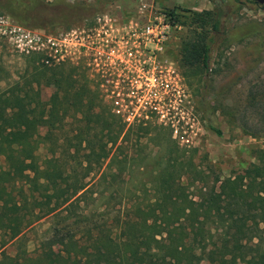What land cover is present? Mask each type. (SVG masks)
Masks as SVG:
<instances>
[{
	"label": "trees",
	"instance_id": "trees-1",
	"mask_svg": "<svg viewBox=\"0 0 264 264\" xmlns=\"http://www.w3.org/2000/svg\"><path fill=\"white\" fill-rule=\"evenodd\" d=\"M0 10L27 28L61 26L66 31L85 21L91 25L101 13L87 3L67 0H0ZM188 14L175 10L168 14L181 27L188 22L189 32L178 43L177 58L183 70L206 80L211 55L225 34V13L216 8ZM32 62L31 71L0 89V156L4 157V167L0 166V264H109L117 260L121 264H264V157L251 163L242 177H217L210 187L195 157H186V151L162 170L181 167L179 172L162 176L172 185L162 190L144 184L139 188V205H132L116 226L108 227L104 221L78 234L69 231L64 235L65 255L54 250L50 239L41 241L33 255L21 250L26 230L45 217L60 218L63 223L59 225L72 219L79 224L90 220L76 212L79 203L97 189L99 196L108 192L109 171L126 161H120L119 154L111 155L116 147L123 149L125 143L117 144L126 126L109 107L101 105L89 79L76 67ZM43 80L56 84V92L61 93L49 110L40 91ZM72 108L83 115L85 127L62 151L55 133ZM43 128L51 133L40 138ZM133 129H128L124 142L131 143ZM94 130L100 138L92 136ZM211 130L222 134L212 125ZM136 133L134 141L139 143L143 129ZM42 143L51 144L50 157L38 154ZM133 160L137 165L143 161ZM185 179L192 183L184 184ZM9 243L19 246L15 255L7 253Z\"/></svg>",
	"mask_w": 264,
	"mask_h": 264
},
{
	"label": "rangeland",
	"instance_id": "rangeland-1",
	"mask_svg": "<svg viewBox=\"0 0 264 264\" xmlns=\"http://www.w3.org/2000/svg\"><path fill=\"white\" fill-rule=\"evenodd\" d=\"M67 2L87 3L101 13L93 19L91 25L88 26L87 21L81 25L83 24L81 22L69 31L61 26L47 27L45 30L27 28L1 10L0 18L7 23L55 39L78 28L88 29L95 26L96 19L106 13L121 17L125 14L139 16L140 19V8L146 2L148 5L153 3L156 8L164 10L167 14L170 10H175L193 16L221 8L225 13L223 25L225 34L211 55L210 69L206 73V80H203V77L198 78L191 71L187 73L183 70L177 58L178 43L189 32L188 22H185L186 25L175 33L165 51V59L174 62L180 93L175 94L166 103H162L159 111L145 109L149 97L140 90L141 94L134 93L127 97L122 95L121 98L110 92L99 94L102 99L101 105L109 107L126 126L117 144L125 143L123 149L117 151L116 147L111 152V155L119 154L120 161H126L123 164H115L109 171L106 185L108 192L99 196L100 191L97 189V193L88 195L79 203L76 212L88 216L90 220L79 224L72 219L62 226L59 225L63 223L61 220L58 221L60 218L55 220L49 216L37 222L34 228L26 230V240L20 248L26 249L32 255L40 247L41 241L46 239H50L58 254L65 255L67 246L64 235L69 231L78 234L88 225L104 221L107 222L108 227L116 226L117 219H124L132 205H139V188L144 184L149 187L158 186L162 190L172 185L170 182L169 185L166 184V178L162 176L173 171L179 172L181 167L176 166L168 172L162 170L183 151H186V157H195L194 163L200 167L210 187L217 177L221 179L242 177L251 163H259L258 157L259 159L264 157V9L261 4L252 0H118L109 4L98 0H67ZM142 20L144 18L141 22ZM33 59L40 64L44 60V54L24 53L16 48L10 36L0 34V89L17 81L18 77L27 70L31 71ZM44 64L47 65L45 62ZM81 64L79 67L76 62L69 59L61 64L53 63L47 66L76 67L77 71L82 72L87 79L91 78L89 70L83 68L87 67L86 64L84 62ZM78 75L75 78H78ZM90 86L98 91L94 85L90 84ZM140 87L142 86L139 83ZM56 90L57 86L53 82L42 81L40 91L42 100L47 104V110L50 109L52 102L60 100L61 93ZM133 90L137 92L138 89L133 87L128 93ZM140 98L141 101L138 103ZM116 101H120L126 108L120 114L114 111ZM207 104H210V111L206 109ZM132 107L135 111L131 110ZM99 110L97 107L96 111ZM211 125L219 129L222 134L218 135L211 130ZM59 126L55 138L64 151L70 146V140H74L79 130L85 127L84 117L72 108ZM129 128H134L130 136L132 141L126 143L123 139ZM139 128L143 129V133L139 134V143H136L134 139ZM50 133V129L43 128L40 131V138ZM94 134H98L97 138L101 137L97 130L92 131V136ZM103 139L107 140L106 134ZM51 147L50 143L40 144L38 154L50 157ZM73 152L74 150H71V153ZM80 155H83V151ZM137 157L143 159L138 165L133 160ZM0 166L4 167L2 156H0ZM122 167L124 168L121 174L119 169ZM103 169H106V165ZM114 174H118L115 180L111 179V175ZM191 181L185 179L184 184H191ZM216 187L218 190L219 184ZM115 190L119 191L113 196L112 192L114 193ZM191 190L195 192L193 188ZM114 233L119 234V230L114 229ZM20 248L16 244L9 243L6 251L10 255H15ZM109 264L121 263L117 260Z\"/></svg>",
	"mask_w": 264,
	"mask_h": 264
},
{
	"label": "built area",
	"instance_id": "built-area-1",
	"mask_svg": "<svg viewBox=\"0 0 264 264\" xmlns=\"http://www.w3.org/2000/svg\"><path fill=\"white\" fill-rule=\"evenodd\" d=\"M140 14L139 19V16L106 13L96 19L95 26L78 28L55 39L0 18V34L10 36L16 48L24 53H43V62L47 65L70 59L76 63L84 62L87 67L94 66L100 69L96 71L98 74L110 80L112 95L121 98L122 95L142 93L149 97L145 109L159 111L162 103L180 93L174 62L165 59V51L182 27L153 3L144 2ZM133 87H137V92L128 93ZM140 101L141 98L138 103ZM115 104L117 114L126 110L120 101ZM131 110L135 111V108Z\"/></svg>",
	"mask_w": 264,
	"mask_h": 264
},
{
	"label": "flooded vegetation",
	"instance_id": "flooded-vegetation-1",
	"mask_svg": "<svg viewBox=\"0 0 264 264\" xmlns=\"http://www.w3.org/2000/svg\"><path fill=\"white\" fill-rule=\"evenodd\" d=\"M252 1H254L258 4H261L258 0H252ZM261 5H263V4H261ZM78 65H79V67H81V65H82L81 62H77V66ZM83 68L84 69L87 68L89 70V74L91 77V78H89L90 84L94 85V87H97L99 94L100 93L105 94V93H108L110 91L112 92V90H110V89L113 88V86L110 85V83H109L110 80L105 79L106 77L104 75H102L101 73H100L101 74L100 75L96 72V71H100V69H96L94 66L93 67H83ZM109 87H110V89H109ZM113 93H116V91H113Z\"/></svg>",
	"mask_w": 264,
	"mask_h": 264
},
{
	"label": "water",
	"instance_id": "water-1",
	"mask_svg": "<svg viewBox=\"0 0 264 264\" xmlns=\"http://www.w3.org/2000/svg\"><path fill=\"white\" fill-rule=\"evenodd\" d=\"M261 4H264V0H258Z\"/></svg>",
	"mask_w": 264,
	"mask_h": 264
}]
</instances>
